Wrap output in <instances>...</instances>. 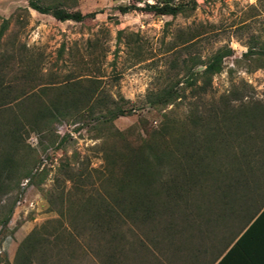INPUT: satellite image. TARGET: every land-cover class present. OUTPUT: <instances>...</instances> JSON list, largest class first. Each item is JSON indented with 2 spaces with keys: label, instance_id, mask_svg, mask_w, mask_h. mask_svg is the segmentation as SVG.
I'll list each match as a JSON object with an SVG mask.
<instances>
[{
  "label": "rangeland",
  "instance_id": "374dc122",
  "mask_svg": "<svg viewBox=\"0 0 264 264\" xmlns=\"http://www.w3.org/2000/svg\"><path fill=\"white\" fill-rule=\"evenodd\" d=\"M145 1L153 2L68 0L66 9L95 12V16L59 21L29 8L26 0H0V100L18 98L8 107H0V125L5 121L6 127L12 126L11 116L19 113L22 119V110L16 106L19 99L24 97L29 113L42 101L49 102L50 92L44 94V86L67 79H96L100 94L130 109L114 119L113 125L133 148L142 144L144 126L150 130L161 126L163 113L172 119L173 129L168 128V134L156 140L163 143L171 135L170 142L176 144L182 137L190 138L194 129L202 131L191 123L193 113L210 115L202 122L214 129L224 124L218 108L223 100L230 99L234 106L240 100L264 101V68L243 58L250 44L264 42V0H196L191 13L175 16L143 9L120 13L117 9L123 4L143 6ZM219 48L231 50L223 58L222 71L212 76L205 93L193 95L194 86L201 83L202 63ZM171 84L183 87L182 95L164 109L150 106L148 96ZM93 124V120L55 124L58 141L62 138L60 147L44 149L39 143L42 134L26 123L20 138L35 149L39 168L44 167L47 175L38 186L22 179L19 190L0 198V216L15 200L7 227L1 229L0 225V264H15L18 245L34 230L43 246L32 257L33 264H210L234 238H227L230 220L219 214L213 223L208 213L210 222L206 223L205 213L197 212L214 206L207 200L213 198L211 186L216 182L210 175L197 178L201 183L194 179L189 196L176 198L167 210L161 208L157 221L123 226L126 242L112 260H106L102 253L106 246L92 226L69 225L85 198L101 189L104 175L112 172L117 176L122 170L119 159L126 151L122 142L110 138L101 145ZM3 129L1 126L2 133ZM226 131L215 138L208 136L210 144L225 153L231 146L237 154L242 148L249 150L250 141L243 143ZM5 137L0 134V158L10 151L9 146L6 151ZM251 150L256 157L259 151ZM207 162L215 166L209 159ZM217 165L227 167L228 161ZM253 165L264 170V162ZM60 226L70 229L74 241H67Z\"/></svg>",
  "mask_w": 264,
  "mask_h": 264
},
{
  "label": "trees",
  "instance_id": "16d2710c",
  "mask_svg": "<svg viewBox=\"0 0 264 264\" xmlns=\"http://www.w3.org/2000/svg\"><path fill=\"white\" fill-rule=\"evenodd\" d=\"M26 1L29 8L42 14H49L59 21H81L95 16V12L82 14L78 10L66 9L64 6L68 0ZM152 1H145L143 6L118 5L117 9L120 13L143 9L154 14L175 16L188 15L196 7V0ZM230 52V48H219L202 63L204 68L201 72V83L194 86L193 95L198 96L207 91L212 76L222 71L223 58ZM243 58L257 67L264 68V42L258 46L250 44L243 53ZM96 81L92 78H79L67 79L61 83L53 82L50 86L48 84L44 86V94L45 90L50 92L49 102L42 101L39 107L30 108L29 113L25 111L24 97L19 99L20 102L16 106L22 110V119L19 113V116H11L12 126L6 127L5 121L0 125V130L1 126L5 127L0 134L1 136L6 134L5 138L8 141L6 151L8 146L10 148V151L0 158V198L19 190L22 179L38 186L47 175L44 167L39 168V162L34 156L35 149L20 138L26 123L28 127L32 126V130L42 134L39 137V143L44 145L45 149L58 146L62 141V138L58 141L55 124L63 121L78 124L93 120L92 128L96 130V138L102 140L101 145L108 139L115 138L125 147L126 151L119 159L122 161V170L117 176L110 171L104 175L100 181L101 189L95 190L93 194L85 198L71 215L74 222H69V225L75 228L78 222L85 227L92 226L101 236L99 242L106 246L102 253L107 261L115 258V251L122 252L121 247L126 242V236L122 231L123 226L128 225L129 222L140 224L153 219L157 221V217L162 212L161 208L163 211L169 209L176 198L182 199V195L184 199L187 198L194 185L192 181L194 182L195 179V182H199L196 180L200 177L206 178L210 175L216 181L214 186H211L210 195L213 198L207 199L214 206L208 210L198 208L197 212L205 213L203 219L206 223L210 222L211 216L214 223L215 216L219 214L223 220H230L232 224L229 226L231 229L227 238L231 235L235 237L261 208L263 209L257 218L264 213V170L262 166L255 168L253 165L255 162H264V101L240 100L239 104L234 106L230 99L223 100L218 108L219 115L224 118V124L222 127L217 125L214 129L209 128L210 125L206 127V124L202 122V118L205 120L210 115L193 113L194 116L190 117L191 123L202 127L199 128L202 131L199 133V130L194 129L190 138L182 137V140L179 138V143L176 144L170 142L171 135L170 140L166 139L163 143H158L156 140L157 136L167 135L168 128L173 129L172 119L167 113H163L164 119L159 128L150 130L143 124L145 138L139 147L133 148L113 125L114 119L129 113L130 109L124 108L119 101L100 94ZM183 90V87H175L171 84L158 92L151 93L148 96V103L158 110L164 109L167 105L173 104L182 95ZM1 91L0 88V99ZM3 95L8 97V92H4ZM16 99H18L16 96L12 98L13 101ZM12 100H0V107H8ZM210 111L215 116L218 115L216 111ZM225 129L232 138L240 137L243 143L250 141L249 150L242 148L237 154L232 149V144H228L227 146H231V149L229 148V151L225 153L219 146L211 145L212 138L208 136L215 138L218 133L222 135ZM205 130L206 134L203 133ZM44 139L47 140V144H43ZM251 149L259 151L256 157L251 153ZM18 151H21L19 158L16 156ZM106 158L110 164L115 162L109 156ZM207 159L215 166H210ZM225 161H228L227 167L217 165ZM200 194L204 196L206 192L200 191ZM14 201L12 200L5 213L0 216L1 229L7 227ZM208 213H211L209 218ZM62 228L64 229L62 232L67 235V241H74L70 229L66 226ZM244 233L229 248L226 255L237 247ZM36 234L37 230H34L20 242L15 255V264H33L32 257L43 246ZM227 238L224 240L227 241Z\"/></svg>",
  "mask_w": 264,
  "mask_h": 264
},
{
  "label": "crops",
  "instance_id": "0c3cea01",
  "mask_svg": "<svg viewBox=\"0 0 264 264\" xmlns=\"http://www.w3.org/2000/svg\"><path fill=\"white\" fill-rule=\"evenodd\" d=\"M262 209L210 264H264V213L257 218ZM251 223L253 225L247 230ZM243 233L237 247L226 255L229 248Z\"/></svg>",
  "mask_w": 264,
  "mask_h": 264
}]
</instances>
